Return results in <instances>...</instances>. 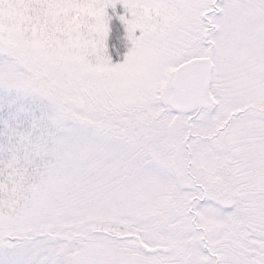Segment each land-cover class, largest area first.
Masks as SVG:
<instances>
[{
	"label": "snow or ice",
	"instance_id": "1",
	"mask_svg": "<svg viewBox=\"0 0 264 264\" xmlns=\"http://www.w3.org/2000/svg\"><path fill=\"white\" fill-rule=\"evenodd\" d=\"M0 264H264V0H0Z\"/></svg>",
	"mask_w": 264,
	"mask_h": 264
}]
</instances>
